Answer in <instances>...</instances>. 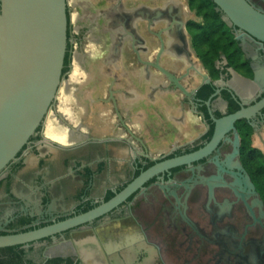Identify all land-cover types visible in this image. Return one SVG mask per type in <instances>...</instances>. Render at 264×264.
<instances>
[{"label":"flooded vegetation","instance_id":"flooded-vegetation-1","mask_svg":"<svg viewBox=\"0 0 264 264\" xmlns=\"http://www.w3.org/2000/svg\"><path fill=\"white\" fill-rule=\"evenodd\" d=\"M86 1H69L62 79L48 115L0 171V234L86 213L151 166L207 147L216 120L255 109L202 156L153 174L104 214L1 247L0 264H264V43L215 5L223 35L211 58L208 40L193 44L190 22H205L187 2L185 30L208 82L190 92L184 65L166 56V38L156 36L163 26L155 25L142 45L126 47L129 81L112 83L103 39L91 44ZM246 1L264 14V0Z\"/></svg>","mask_w":264,"mask_h":264},{"label":"water","instance_id":"water-1","mask_svg":"<svg viewBox=\"0 0 264 264\" xmlns=\"http://www.w3.org/2000/svg\"><path fill=\"white\" fill-rule=\"evenodd\" d=\"M70 0H0V171L15 157L48 115L62 79L67 43V8ZM230 23L249 37L264 43V14L246 0H211ZM87 24L94 23L92 43L103 39V59L107 78L112 83L129 80L122 63L133 61L130 46L142 45L145 29L152 33L155 25L163 26L156 34L166 38L165 54L184 65L190 92L208 82L199 59L190 46L185 30L188 20L186 0H87ZM86 24V26H87ZM91 41V40H90ZM97 41V42H96ZM163 46V43H160ZM164 53L161 48L159 55ZM164 75L176 83L158 63ZM125 72V73H124ZM130 95H125L128 98ZM132 96V94H131ZM125 98V99H126ZM264 102V99L261 103ZM259 103L258 105H260ZM256 105V107L258 106ZM255 109V107H253ZM253 108H242L216 120L215 131L207 147L193 153L157 163L100 206L58 223L26 232L0 234V248L21 245L50 236L90 221L116 207L150 176L162 169L175 167L202 156L216 144L223 130L237 119L247 118ZM165 108H157L161 118ZM127 133L129 129L122 121ZM154 136L160 137L159 129Z\"/></svg>","mask_w":264,"mask_h":264},{"label":"trees","instance_id":"trees-1","mask_svg":"<svg viewBox=\"0 0 264 264\" xmlns=\"http://www.w3.org/2000/svg\"><path fill=\"white\" fill-rule=\"evenodd\" d=\"M189 6L195 10L196 14L203 17L205 26L200 23L191 21L192 41L196 47H199L200 41L203 37L208 40V44L213 47L211 58L218 55L217 47L219 48V38L223 35L220 30L222 22L217 16L218 11L215 9V4L211 0H188ZM218 30L221 34L218 33ZM219 36V37H217ZM215 44V46L212 45Z\"/></svg>","mask_w":264,"mask_h":264},{"label":"rangeland","instance_id":"rangeland-1","mask_svg":"<svg viewBox=\"0 0 264 264\" xmlns=\"http://www.w3.org/2000/svg\"><path fill=\"white\" fill-rule=\"evenodd\" d=\"M187 2H188V0H187ZM188 9H189V13H190V15H197L196 14V12H195V10L194 9H192L190 6H189V4H188ZM198 16V15H197ZM195 46V45H194Z\"/></svg>","mask_w":264,"mask_h":264},{"label":"bare ground","instance_id":"bare-ground-1","mask_svg":"<svg viewBox=\"0 0 264 264\" xmlns=\"http://www.w3.org/2000/svg\"><path fill=\"white\" fill-rule=\"evenodd\" d=\"M96 22V21H95ZM87 26H90V24H87ZM89 28L93 29V26H90ZM27 160V159H26Z\"/></svg>","mask_w":264,"mask_h":264}]
</instances>
